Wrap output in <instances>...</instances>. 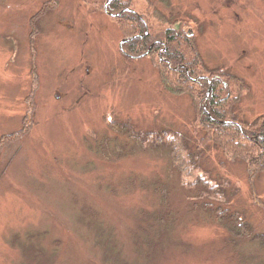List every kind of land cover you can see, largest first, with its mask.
<instances>
[{
	"label": "rangeland",
	"instance_id": "374dc122",
	"mask_svg": "<svg viewBox=\"0 0 264 264\" xmlns=\"http://www.w3.org/2000/svg\"><path fill=\"white\" fill-rule=\"evenodd\" d=\"M46 1L0 0V139L25 130L0 150V264L137 263L138 214L163 207L162 191H152L161 185L176 222L167 251L147 264H264V208L253 201L264 205V172L250 180L244 163L218 149L203 161L219 191L211 208L239 211L254 229L255 239L235 241L212 212L191 209L197 191L181 187L166 148L152 150L154 137L128 140L120 127L193 143L200 131L189 96L167 92L151 58L124 55V35L95 3L60 0L43 13L34 55L29 21ZM149 1L169 20L191 19L184 30L197 29L208 69L250 86L238 119L264 116V0ZM27 238L37 256L22 249Z\"/></svg>",
	"mask_w": 264,
	"mask_h": 264
},
{
	"label": "trees",
	"instance_id": "16d2710c",
	"mask_svg": "<svg viewBox=\"0 0 264 264\" xmlns=\"http://www.w3.org/2000/svg\"><path fill=\"white\" fill-rule=\"evenodd\" d=\"M81 1L95 3L100 6L99 10H103V4L109 1L107 11L114 15L111 20L119 32L124 35L123 40H129L122 44V51L135 58L148 53L145 57L151 58L152 64L154 63L163 88L172 95L189 96L194 123L200 131L197 132L192 143L176 132L164 131L154 135H151L152 133L138 134L133 131L130 124L120 126L126 130L130 138L128 140L143 143L149 137H154L156 140L152 143L154 147L151 149L166 148L168 150L171 169L177 173L181 187L188 191H197L189 196L192 202L191 209L194 210L200 206L212 212L216 221L224 222L227 234L235 241L248 242L255 239L253 227L242 220L241 212L229 213L219 208L217 210L211 208L210 198L219 196V191L218 187L209 185L208 171L203 165V161L208 159L207 154H210L212 150L218 152L216 150L218 149L228 160L244 163L250 180L264 172V116L258 117L253 122H243L235 113V107L250 92V86L228 70H210L205 66L195 44L197 29L192 36L186 35L184 30L191 19L181 18L172 21L171 18L169 20L161 15L149 0H145L141 7L137 6L138 0ZM59 2L60 0H47L41 10L30 18L28 43L29 50L34 55L36 54V38L39 37L41 31L38 19L43 13L56 9ZM145 27L148 35L142 38L145 34ZM152 44H154L153 48L148 52ZM162 48H165V52L161 53V58H159L157 53ZM34 71L32 63L31 74L33 76H35ZM34 92L35 85L33 84V89L27 98L31 114L34 112ZM207 92L208 95H206ZM24 125L28 126L26 122ZM28 129L29 127L27 131ZM24 132L25 130H20L13 135H4L0 139V150ZM187 178L192 179L187 181ZM153 188V192L162 191L160 197H162L163 207L151 212L142 209L138 214L141 224L137 229L142 232V236H136L135 244L143 250L144 257L134 264L151 263L152 258L155 262L160 256L158 253H165L167 250L163 251L164 245L171 239L168 235L169 229L176 222L173 221L174 208L168 203L166 196L168 192L163 193L165 185ZM201 200L204 202L201 203ZM253 201L257 206L264 208L256 196H253ZM26 240L28 244L22 249L25 252L28 249V253L30 251L32 255L37 256L39 251L33 249V245L30 247L29 238ZM114 263L118 264L120 260L115 258Z\"/></svg>",
	"mask_w": 264,
	"mask_h": 264
},
{
	"label": "flooded vegetation",
	"instance_id": "af4514ba",
	"mask_svg": "<svg viewBox=\"0 0 264 264\" xmlns=\"http://www.w3.org/2000/svg\"><path fill=\"white\" fill-rule=\"evenodd\" d=\"M230 6V5H229ZM103 12L106 14V16L107 17H109L110 19L111 18H114V15H111L108 11H107V5H106V8H104V6H103ZM145 32H147V28L145 27ZM144 32V33H145ZM147 35H148V32H147ZM146 37V36H145ZM142 38H144L143 36H142ZM153 45L154 44H152V45H150V47L152 46V48H153ZM152 48L150 49V51L152 50ZM148 50H149V48H148ZM150 51H148V52H150ZM165 52V48H162V50H160V51H158V56H159V58H161V53H164ZM124 55H126L125 53H123ZM129 58H135V57H129Z\"/></svg>",
	"mask_w": 264,
	"mask_h": 264
},
{
	"label": "water",
	"instance_id": "95a60500",
	"mask_svg": "<svg viewBox=\"0 0 264 264\" xmlns=\"http://www.w3.org/2000/svg\"><path fill=\"white\" fill-rule=\"evenodd\" d=\"M108 2H109V1H108ZM108 2H107V3H108ZM107 3L104 5V8H106ZM146 35H147V32H145V34L143 35V37H145ZM126 42H129V40H122V42L119 44V49H120L121 51H122V48H121L122 44H123V43H126ZM151 48H152V46L149 48L148 51H150ZM122 53H123V51H122ZM147 54H148V53H145V54L141 55L140 57H145ZM208 92H209V91H208ZM208 92H207V95H208Z\"/></svg>",
	"mask_w": 264,
	"mask_h": 264
}]
</instances>
